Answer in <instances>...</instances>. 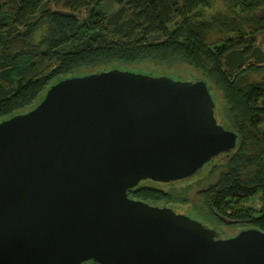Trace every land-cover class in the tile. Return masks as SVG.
Segmentation results:
<instances>
[{"label":"water","instance_id":"water-1","mask_svg":"<svg viewBox=\"0 0 264 264\" xmlns=\"http://www.w3.org/2000/svg\"><path fill=\"white\" fill-rule=\"evenodd\" d=\"M204 79L111 67L66 77L0 121V264H264V231L224 238L132 199L237 148Z\"/></svg>","mask_w":264,"mask_h":264},{"label":"trees","instance_id":"trees-1","mask_svg":"<svg viewBox=\"0 0 264 264\" xmlns=\"http://www.w3.org/2000/svg\"><path fill=\"white\" fill-rule=\"evenodd\" d=\"M260 33L264 0H0V121L80 72L193 68L217 91L237 148L207 164L205 179L143 183L128 195L153 205L192 203L184 212L218 231H264V82L253 80L264 72V49L251 39ZM256 195L260 210L245 205Z\"/></svg>","mask_w":264,"mask_h":264},{"label":"rangeland","instance_id":"rangeland-1","mask_svg":"<svg viewBox=\"0 0 264 264\" xmlns=\"http://www.w3.org/2000/svg\"><path fill=\"white\" fill-rule=\"evenodd\" d=\"M125 1V0H124ZM213 12V11H212ZM217 37H219L216 33H213V39H216ZM251 39H254L255 43L257 45H260L263 49H264V34L260 33L257 35L252 36ZM124 70L127 71H131V72H149L152 75L158 76V75H165L168 77H171L173 79L176 80H183V81H195L197 79H202L201 76L197 70L190 68V67H173V69H164V68H160L157 67L155 65H151V66H141V68L139 67H122ZM100 70V69H99ZM99 70H94L91 72H96ZM88 71H84V72H80L77 75H83L85 73H87ZM256 78L253 80L259 81V82H264V72L256 75ZM215 94H217V91L214 90ZM223 118L226 120V122L228 123L225 115H223ZM204 173V172H203ZM203 173L199 174V176H201L200 178L205 179L207 176L202 175ZM149 185H151L152 183H148ZM245 205L251 206L256 208L257 210H260L262 207V201L260 199V195H256L254 197H252L248 202L245 203ZM179 210L184 211L186 209V207H181L178 208ZM186 214H188L187 212H185ZM219 232L221 233L222 236H224V238H229L231 237V235H233L234 233H237L241 228L239 227H234V228H229V227H220L218 228Z\"/></svg>","mask_w":264,"mask_h":264},{"label":"flooded vegetation","instance_id":"flooded-vegetation-1","mask_svg":"<svg viewBox=\"0 0 264 264\" xmlns=\"http://www.w3.org/2000/svg\"><path fill=\"white\" fill-rule=\"evenodd\" d=\"M209 172H210V171L207 170L206 173L204 172L202 175L208 176ZM200 177H201V176H199V177L196 176L195 178H192V179H194V180H197L198 178H199V179H202V178H200ZM192 179H191V180H192ZM189 181H190V180H189ZM178 206H179V205H178ZM182 206H183V207H186V209H189V210L193 209V207H194V205H193L192 203H189V204H182L181 207H182Z\"/></svg>","mask_w":264,"mask_h":264}]
</instances>
